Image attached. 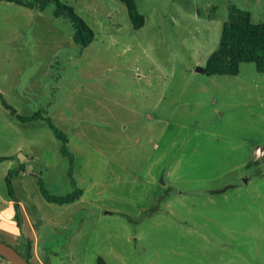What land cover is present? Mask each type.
I'll return each mask as SVG.
<instances>
[{
    "label": "rangeland",
    "instance_id": "374dc122",
    "mask_svg": "<svg viewBox=\"0 0 264 264\" xmlns=\"http://www.w3.org/2000/svg\"><path fill=\"white\" fill-rule=\"evenodd\" d=\"M61 1L92 29L86 46L54 1L0 0V150L33 155L35 174L11 179L31 249L45 264H262L264 72L250 61L236 74L195 68L218 46L229 5L264 22V0H134L137 28L122 0ZM1 97L65 133L76 199L41 194L38 179L54 195L73 189L68 157L44 121L17 120Z\"/></svg>",
    "mask_w": 264,
    "mask_h": 264
},
{
    "label": "trees",
    "instance_id": "16d2710c",
    "mask_svg": "<svg viewBox=\"0 0 264 264\" xmlns=\"http://www.w3.org/2000/svg\"><path fill=\"white\" fill-rule=\"evenodd\" d=\"M14 3L37 9H44L51 0H8ZM55 3L53 10L54 16L67 17L72 26V39L78 42L81 47L86 46L94 37L90 26L74 11L73 7L61 0H52ZM127 8L128 16L134 28L141 26L144 22V16L138 12L134 0H122ZM253 62L257 71L264 72V22H253L250 12L235 5H229L226 20L223 22L218 46L210 52L206 58L204 68L209 74H236L239 71L241 62ZM2 103L10 109L12 114L21 121H30L38 118L44 119L52 129L56 138L60 141V152L66 155L69 160L68 174L71 177L73 189L64 195H54L48 192L41 179H38V188L44 198L48 201L57 203L70 202L76 199L81 193L82 188L77 186L76 180L72 177L71 169L73 156L67 147V137L46 115L38 110L30 115H20L7 105L4 100ZM3 157H0L2 159ZM15 171H10L5 177L8 194L15 200V218L20 223L21 212L18 200L15 198L11 183V175ZM23 251V252H21ZM27 260L31 258V243L28 238L25 239L24 248L19 250ZM1 256V255H0ZM2 257V256H1ZM4 258V257H3ZM96 264H105L101 257H98Z\"/></svg>",
    "mask_w": 264,
    "mask_h": 264
},
{
    "label": "crops",
    "instance_id": "0c3cea01",
    "mask_svg": "<svg viewBox=\"0 0 264 264\" xmlns=\"http://www.w3.org/2000/svg\"><path fill=\"white\" fill-rule=\"evenodd\" d=\"M4 1H5L6 6H9V7L12 6V5H10L11 1H8V0H4ZM28 8H30V7H28ZM56 17H59V16H56ZM45 34H47V33H45ZM48 50L52 51V52L50 53L49 51H47V52H49V55L46 56L44 59V62L46 63V67L44 70L45 74L52 72L51 70H53L54 64L57 62V60L55 59L56 53L53 52V51H55V48L54 49L50 48ZM29 83H28V86H30ZM49 90L53 91L51 89H49ZM0 96H1V94H0ZM2 100L3 99L1 97V102H2ZM7 105H9V104H7ZM35 111H38V110H35ZM35 111H31V113H28V114H20L15 110V112L17 114H20V115H30ZM44 113H45V111H44ZM12 115L17 120H19L15 116V114H12ZM19 121H21V120H19ZM38 121H44L46 123V121L44 119H41V118H38L35 120H30V121H23V122H38ZM53 135H54V133H53ZM55 138H56V136H55ZM56 139H58V138H56ZM20 150H22V146H20L18 144L14 145L10 148H3L2 150H0V157H3L2 159H0V161L6 162L5 163L6 165H5L4 177H6L7 174L13 170L15 172L12 174L11 179H12V177H26V176H29V175L32 176L33 174H35V172H33L32 164L30 162L33 159V155L31 153L29 155L25 154L24 156H21L19 158L16 156V153ZM59 151H60V145H59ZM26 161L29 163H25ZM11 182H12V180H11ZM37 184H38V180H37ZM0 200L3 203L2 206H0V240H3L5 242L9 243L10 245H12L14 248H16L18 250H21L24 248V243H25V239L27 238V236L24 234V232L22 230V226L20 224H18V222L15 218V207H14L15 200L10 198V196L8 194L6 196L1 191H0ZM71 237H72V235H71ZM34 246L35 245L33 244V247L31 249V258H34V260H36L38 264H45L44 260H42L39 257V255L37 253V249H35L36 247L34 248ZM261 258H262V264H264V253H263V256Z\"/></svg>",
    "mask_w": 264,
    "mask_h": 264
},
{
    "label": "water",
    "instance_id": "95a60500",
    "mask_svg": "<svg viewBox=\"0 0 264 264\" xmlns=\"http://www.w3.org/2000/svg\"><path fill=\"white\" fill-rule=\"evenodd\" d=\"M195 69L199 72H206L204 66H197ZM0 255L11 264H32L19 250L2 240H0Z\"/></svg>",
    "mask_w": 264,
    "mask_h": 264
}]
</instances>
